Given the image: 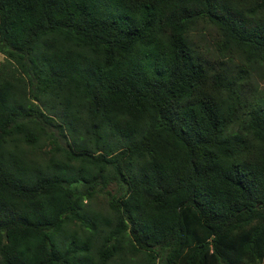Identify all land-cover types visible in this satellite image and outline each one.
I'll list each match as a JSON object with an SVG mask.
<instances>
[{"label":"trees","instance_id":"trees-1","mask_svg":"<svg viewBox=\"0 0 264 264\" xmlns=\"http://www.w3.org/2000/svg\"><path fill=\"white\" fill-rule=\"evenodd\" d=\"M254 72L264 0H0V264H263Z\"/></svg>","mask_w":264,"mask_h":264},{"label":"rangeland","instance_id":"rangeland-1","mask_svg":"<svg viewBox=\"0 0 264 264\" xmlns=\"http://www.w3.org/2000/svg\"><path fill=\"white\" fill-rule=\"evenodd\" d=\"M249 83V85L251 86L250 89L257 90L259 95L264 98V77L262 78L261 76H259V74L254 72V75L252 76Z\"/></svg>","mask_w":264,"mask_h":264},{"label":"built area","instance_id":"built-area-1","mask_svg":"<svg viewBox=\"0 0 264 264\" xmlns=\"http://www.w3.org/2000/svg\"><path fill=\"white\" fill-rule=\"evenodd\" d=\"M263 264H264V260H263Z\"/></svg>","mask_w":264,"mask_h":264}]
</instances>
